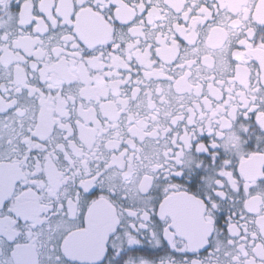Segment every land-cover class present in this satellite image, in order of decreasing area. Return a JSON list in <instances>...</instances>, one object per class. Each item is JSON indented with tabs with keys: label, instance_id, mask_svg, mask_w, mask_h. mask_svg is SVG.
<instances>
[{
	"label": "snow or ice",
	"instance_id": "obj_1",
	"mask_svg": "<svg viewBox=\"0 0 264 264\" xmlns=\"http://www.w3.org/2000/svg\"><path fill=\"white\" fill-rule=\"evenodd\" d=\"M0 264H264V0H0Z\"/></svg>",
	"mask_w": 264,
	"mask_h": 264
}]
</instances>
